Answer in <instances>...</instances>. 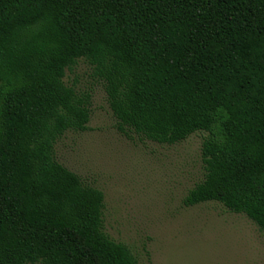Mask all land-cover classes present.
<instances>
[{
  "label": "trees",
  "instance_id": "1",
  "mask_svg": "<svg viewBox=\"0 0 264 264\" xmlns=\"http://www.w3.org/2000/svg\"><path fill=\"white\" fill-rule=\"evenodd\" d=\"M79 61L124 135L206 133L183 205L264 235V0H0V264H139L103 231L102 191L54 158L89 121L63 81Z\"/></svg>",
  "mask_w": 264,
  "mask_h": 264
},
{
  "label": "rangeland",
  "instance_id": "2",
  "mask_svg": "<svg viewBox=\"0 0 264 264\" xmlns=\"http://www.w3.org/2000/svg\"><path fill=\"white\" fill-rule=\"evenodd\" d=\"M63 81L89 94L90 116L84 131L61 136L54 158L102 191L103 231L113 241L139 264H264V235L245 216L213 202L183 205L203 178L206 133L170 146L124 135L87 63L66 69Z\"/></svg>",
  "mask_w": 264,
  "mask_h": 264
}]
</instances>
